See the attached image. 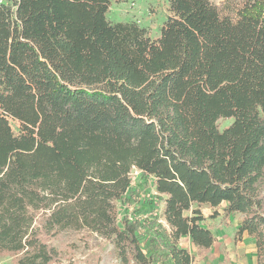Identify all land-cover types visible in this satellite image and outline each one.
I'll return each mask as SVG.
<instances>
[{
	"label": "trees",
	"instance_id": "obj_1",
	"mask_svg": "<svg viewBox=\"0 0 264 264\" xmlns=\"http://www.w3.org/2000/svg\"><path fill=\"white\" fill-rule=\"evenodd\" d=\"M111 1L0 0V255L52 264L86 229L120 264H194V206L224 204L264 264V0H167L156 37Z\"/></svg>",
	"mask_w": 264,
	"mask_h": 264
},
{
	"label": "rangeland",
	"instance_id": "obj_2",
	"mask_svg": "<svg viewBox=\"0 0 264 264\" xmlns=\"http://www.w3.org/2000/svg\"><path fill=\"white\" fill-rule=\"evenodd\" d=\"M223 10L227 4L238 0H210ZM168 13L167 0H112L106 13L111 22L133 21L145 28L150 37L159 35L161 23ZM232 119H218L222 130ZM133 180L138 172L132 170ZM201 212L203 225L212 232L215 241L208 249L198 250L189 241L181 239L180 245L194 256V264H256L254 241L247 234L237 236L241 216L226 214L224 204L212 208L206 204L194 206ZM164 223L163 219L160 220ZM58 251V259L52 264H120L111 242L86 229L64 230L48 239ZM0 264H12V257L0 255Z\"/></svg>",
	"mask_w": 264,
	"mask_h": 264
},
{
	"label": "crops",
	"instance_id": "obj_3",
	"mask_svg": "<svg viewBox=\"0 0 264 264\" xmlns=\"http://www.w3.org/2000/svg\"><path fill=\"white\" fill-rule=\"evenodd\" d=\"M181 239H184V240H187V241H189L187 238H181ZM181 239H180V241H181ZM193 262H194V260H193ZM195 263V262H194Z\"/></svg>",
	"mask_w": 264,
	"mask_h": 264
}]
</instances>
